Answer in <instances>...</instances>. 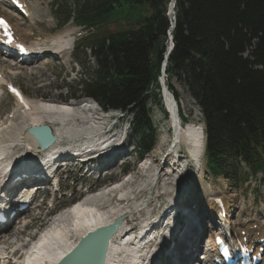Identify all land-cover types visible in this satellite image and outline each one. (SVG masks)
<instances>
[{"label":"trees","instance_id":"obj_1","mask_svg":"<svg viewBox=\"0 0 264 264\" xmlns=\"http://www.w3.org/2000/svg\"><path fill=\"white\" fill-rule=\"evenodd\" d=\"M169 4L84 0L59 16L61 25L74 18L89 34L99 69L82 82L87 96L107 110L137 108L142 155L155 144L146 103L151 95L159 102ZM113 22L127 27L101 34ZM173 36L167 74L184 81L203 114L211 176L244 184L264 178V0H177ZM164 91L174 99L170 87Z\"/></svg>","mask_w":264,"mask_h":264},{"label":"rangeland","instance_id":"obj_2","mask_svg":"<svg viewBox=\"0 0 264 264\" xmlns=\"http://www.w3.org/2000/svg\"><path fill=\"white\" fill-rule=\"evenodd\" d=\"M32 1L34 2V6L36 8L34 10L35 11L34 21L19 22L20 20H17L15 18H12V19L20 24L23 31L25 30L30 31V33L28 34L32 36L33 40L42 41L45 45L48 46V48H53V46H55L54 44H57L55 43L56 40L53 39L54 37L58 36V34H60L62 31H66L67 28H70V27L72 28L75 27L74 29L77 28V26H75L73 22H70L68 25L64 26L63 28H57V24L53 17V13H54L53 7L55 6L54 0H32ZM33 2H32V6H33ZM83 2L84 0H58L59 6H61L62 8H66L67 11H76L78 9V6L82 4ZM0 10L7 12V13L11 12L7 4H1ZM58 13L59 14L63 13V10H60ZM36 23H38L37 27L35 26ZM126 27L127 25L125 24V22H113L110 25H108L106 28L102 29L101 34L119 32ZM97 33L101 36L99 31ZM85 36H86V32L82 30V28L78 27L76 32L73 34V36L70 37V39H74L76 41L75 48L73 49L72 54L67 55L66 56V58L68 57L67 59L62 58L61 60H56L54 57L50 56L48 58L49 64L45 65V67H47L46 70H45V67L38 69L39 68L38 66L35 67V65H31V63H29L27 65L28 67L26 71H23V69H21L20 76L14 77L15 72L9 71L10 66H9V63L7 62L6 64L3 65V68L5 69L6 74L8 75V80L13 81L18 87H20L22 91L24 92V94L28 97L30 102L34 104L40 101H48V102H55L59 104H65L63 102H65L66 100H69L70 97L74 95H76L77 98L79 99H84V100L88 99L86 98L87 94L85 90L81 86H79V84H81L82 80L88 79V74L95 73V71H97L99 67H98L96 59L94 58L93 50L86 48L85 46L88 43L83 40ZM37 62L38 61H36V63ZM37 64L40 66H43L39 62ZM167 80H168V85L171 87V89L175 92L176 96L178 97L177 100H174L172 98L174 100V103L175 104L180 103L182 99H184L183 96L185 92L187 91V88L184 82L181 81L177 77H169L167 78ZM163 96H164V103H165L164 109L166 111H169L166 106V93L165 94L163 93ZM163 96H162V99H163ZM61 100L63 102H61ZM71 102H74V100H72ZM154 102H155L154 98L150 96L147 99L146 109L148 111H150V109H153V111L150 112V119H151L152 124H154L157 127L158 129L157 134L160 136L161 132L163 135V132H164L163 130L165 129L167 130V127H166V124H162L164 129L161 127L162 131L160 132L159 118L162 117L163 111L161 109H158V107L154 105ZM193 102H194V107L188 108L186 110L183 108L182 109L183 112L182 111L180 112V117L182 119L181 113H184L189 121L188 124L191 123V125H194L196 128L199 129V128L204 127L203 117L201 113L199 112V110L196 108L195 101ZM71 104H75V103H71ZM15 106L16 105L13 99L6 94L5 89L4 88L1 89L0 90V131L3 132L1 135V139L3 142H6V143L9 142V144L6 145L9 148L16 146V145L21 146L20 148H18V150L11 152L14 156L15 154L24 153V150L21 148L24 147V138H25L24 133L26 132V129L29 124L27 121H30L27 118L25 120V118H23L22 116L18 117L16 121H13V119L11 120L10 114L13 111H15ZM133 110L135 114H138L137 108H134ZM135 114L130 115L128 117L129 119L126 125L123 124L120 126V133L125 132L126 129L128 130V137L124 144L129 145L132 148L135 147L136 149L135 154L124 156V159L129 160L131 172L133 171L137 172L139 170L138 168L139 166L136 162V155L139 154L140 145L138 141H136L137 139L136 140L133 139L134 131H133V126L131 127V124L134 118L136 119ZM46 121L48 123H53L51 122L50 119H47ZM77 121L78 119L76 118L73 128H76L75 126H79ZM71 122H74V121H71ZM165 122L169 124L170 128L173 127L172 126V116H171L170 121L169 119H167ZM2 123L4 124L3 126L1 125ZM60 125L61 124L57 123V125L55 124V127H59ZM115 125H116V121L112 123V126H115ZM86 131L88 130H84L80 132L86 133ZM64 132H67L68 134L72 133L70 129ZM65 135L66 134L62 133V136H65ZM169 138L171 142L172 132L171 133L169 132ZM159 139L160 138L156 139L157 141L156 146H159V143L161 145V142L163 141V140L159 141ZM10 140L12 142L14 141V143H11ZM17 152H20V153H17ZM131 152L132 150H128L129 154ZM158 152L159 151H157L156 153ZM148 157L149 156H146L145 158H148ZM11 164L12 162L10 161L7 166V169H9ZM192 172H194V175H192L190 179L194 181L195 183L194 186L196 187L191 186L188 188L186 185H183L182 187H180V185L178 187L175 185H172V188L170 189L171 184L169 183V181H168L169 184H167L166 181H164L160 185H159V182L157 184L154 183L152 185V178L147 177L144 174H142L141 169H140V171L137 174L139 180H137L136 182V183H139L136 188L138 196L134 200H137L139 197L140 206L143 205L144 206L143 208L148 207L149 209H152V206L154 205V207L157 209L161 205L166 204L167 202L172 200L173 197H175L176 199H182V197L189 198V199H192L194 197H201L205 199L209 197L210 199H213L215 196L218 195V197L221 196L222 198L223 197L227 198L228 202L232 203V204H228V210L230 212L229 214H232L233 222L237 221L241 223L242 220H246L248 218L247 216L248 214L246 210L248 211L250 210V216L253 218H257L259 225L264 228V181H263L262 176H260L257 181L256 180L250 181V183L245 186L239 183H231L222 177L213 179L208 173L205 161L202 165V169L199 170V173L196 172L195 170H193ZM120 173H121V168H115L114 170L108 173L107 172L104 173V177L102 176L101 179L103 178L113 179L115 178L114 176L116 175L118 176ZM72 175H74V173H72ZM93 177H94L93 180L88 179L91 181L89 184H88V180H86L84 182V186L92 187V190H94L95 188L96 189L101 188L102 185L100 184V181H98L97 176L93 175ZM172 180H174V178ZM107 183L108 181L106 182V184ZM62 185L68 191L72 189L71 188L72 185L70 184L66 185V183L63 182ZM133 186L134 185H131V187ZM142 189L144 191L143 194L141 193ZM163 189L167 193H162L161 190ZM139 190L141 191L140 192L141 194L138 192ZM85 192L86 190L80 191L78 192V195L81 197H84L86 195ZM95 193H92L91 195H94ZM208 193H209V196H207ZM156 194L159 196H161V194H164V195H162L160 199L156 201L155 199V196H157ZM57 198L58 200L55 203L57 205L67 204L70 200V197L64 200L62 199V197H57ZM85 198L86 197H84L83 199ZM43 199L44 198L41 197L36 202V204L34 205V211L30 215V217L26 219L25 223H18L17 225H14L11 231L10 232L8 231V233L6 234V235H9L12 233L17 234L20 231L23 232V234H21L20 241L13 240V243H16V245L14 244L15 246L12 244L14 246V250H20L23 245H25L24 247L25 249H27L26 247L28 246L30 241H32L33 243V240H34V239L33 240L31 239V236L37 235L34 229L44 227L41 230V231H44L47 224L49 225L53 221H57V219L61 215H64L66 211L70 208L69 207L63 210L62 212L58 213L57 215H55L54 218L50 220V222H48L47 220L44 219V217L47 214V212L50 210V206L48 207L45 204L42 205ZM50 199L51 197H49L48 200ZM213 200H210L211 204ZM107 202H109V199H107ZM202 204H206V201H203ZM128 205L130 206L129 210L126 209L125 211L131 210V212L133 213L136 210V207L134 206V201ZM128 205L125 204L124 207ZM156 209L153 211V214L155 213ZM137 217H140L139 220L146 219L145 215H141V216L137 215L136 218ZM249 220H250V217H249ZM251 220L253 219L251 218ZM245 222H242V223H245ZM239 223L236 224V226H238ZM27 224L29 225V228L25 230V225ZM49 226H51V224ZM23 230H25L26 233H24ZM37 240H40V239L38 238ZM117 240H120V238H116L114 240V244L119 246L121 244V241H117ZM19 242L21 243L17 244ZM0 244L7 246L8 247L7 250H10L12 248V245L8 246L5 244L4 237L0 238ZM196 256L198 257H196L194 261L199 260L201 253L198 255L196 253ZM163 258H164L163 262L165 264V257ZM22 259H23V255H22Z\"/></svg>","mask_w":264,"mask_h":264},{"label":"bare ground","instance_id":"obj_3","mask_svg":"<svg viewBox=\"0 0 264 264\" xmlns=\"http://www.w3.org/2000/svg\"><path fill=\"white\" fill-rule=\"evenodd\" d=\"M29 2L31 4V5L29 4L30 10L33 13L34 8L32 6V2L30 0ZM1 4H6V3L0 0V5ZM13 15L15 16V13ZM76 30L77 29H74L72 27L67 28L66 31H62L60 34H58V36L53 38L56 40L55 43H57L54 45L57 48H59L60 51L62 47V53L60 54V56L65 57L70 54L69 52H65L63 50H65V48L67 49L72 44V39H70V37L73 36ZM38 67H39L38 69L44 68V66H38ZM166 78L168 77L166 76L163 80L164 85L166 83ZM169 87H166L165 85L164 90H166V88L167 90H169ZM165 93H166V106L169 110V111H166V110L165 111L171 114L172 126H173L171 127L173 129L172 130V140L171 142H169L170 149L171 151H174L178 147V143L179 145L185 146V148L187 149V153L183 152L182 155L189 154L193 160L195 161L199 160V164L189 166L188 172L192 173L193 170H196V169L200 170L202 169V165L204 163V155H205L204 127L198 129L194 125H191L190 123V124H187L186 128H184L181 126V121H180L181 119L180 112L182 111L183 108L186 110L188 108L194 107V102H193L194 99L191 97L187 89V91L185 92L183 96L184 99H182L180 103L175 104L174 100H177L176 97L173 96L172 94V96L174 97V100H173L170 95L171 94L170 92H169L170 94H168L167 92L164 91V94ZM61 102L63 101L61 100ZM163 102H164V96H163ZM63 103L65 104H59V103L48 102V101H40L38 103H35L33 105L34 116L28 119L30 120V123L28 124V128L37 126V125H48V124L50 125V123L46 121L47 119H50L51 122H55L59 124H64V121H68V123L64 124L65 126L64 128L62 125H60L61 127L58 128L57 130H54L52 126L50 125L51 129L53 130V134L57 135V138H58L57 142H58L60 137L62 138V133L68 134L67 132H64V131L69 130L70 127H71L70 129L73 128L72 125L76 121L74 112L82 113V114H90L93 111V110H87L85 107L81 106L83 103H85V101L82 102L81 104L80 103L68 104L66 103V101ZM163 115H165L164 112L162 116ZM167 119H170V118H166L164 121H166ZM71 121H74V122H71ZM89 123L93 125L91 128H89L90 126ZM78 124L79 126H75L76 128H74L76 129V132H80L84 130L89 131V130L94 129V131L98 133V132H102L103 129L107 127V123L105 120L101 122V119H96L95 121L93 116L89 117V121L87 124H85L84 122H80V121H78ZM162 128L164 129L163 126ZM88 131H86V133ZM2 133L3 132L0 131V154L2 153L5 154L6 151L3 149V146L6 142H3L1 139ZM167 137H169V132L164 131L162 138L164 139ZM26 139H25V142L27 143V145H31V142ZM57 142L53 146H51L48 150L43 151L42 153H39V154L44 156L45 159H52L50 157H52V151H54L58 145ZM163 142L164 140L161 142V144ZM171 151L167 155V161L175 163L173 155L172 154L170 155ZM5 157H6L5 160L0 162V175L6 174L4 181H7L8 179L12 177V174L6 173V171L11 170L12 168L10 166L9 169H7V166L10 161V156L7 155ZM165 158L166 156L165 157L163 156L162 160H164ZM149 160L152 166L150 167L149 164H146L149 168H145L146 166L141 168V173L147 177L152 178V185L154 183L157 184L158 182L160 185L164 181H166L167 184L169 183L171 184L170 189L172 188V185H175L177 187L180 185L181 180H179V177L174 178V175L175 176L178 175L177 171H175V168L180 169L179 167L174 166L173 169L172 167H170L171 168L170 169L168 166L163 167V164L161 161L155 160L154 158L149 159ZM184 163H185L184 159H182V162L181 161L178 162V164L182 167ZM173 178L174 180H172ZM138 184L139 183H136L133 187H131V184H126V183H124L122 187H120L119 185L115 187H112V186L107 187L106 189L101 190L95 193L94 195L88 197L84 201H80L76 207L74 208L70 207L64 215H61L57 219V221H53L52 223H50L51 226H49L50 224L49 225L47 224L44 231L39 232L40 234L32 238V240L34 239L33 243L31 241L32 244H29L26 247L28 248L31 245L30 254L26 257L27 263L28 264H57L69 251H71V249L75 247V245L77 244V242L83 235H85L89 231L95 230L96 228L100 226L112 224L114 220H116L119 217H124V221L122 222L119 233L111 241L106 264H136L138 257H137V254H136V257L133 256L135 253H133L134 249H131L132 244H128L127 242H124V243L121 242V244L117 246L116 244H114V240L116 238H120V239L124 238V235H128V233H125V232H127L129 218L133 216H131L132 215L131 210L125 211L126 209L129 210V207L128 206L124 207V205L129 204L130 201H134V206L136 207V211H140L144 207L143 205L141 206L139 205L140 203L139 197L137 200H134L138 196V193L136 191ZM141 193L142 194L144 193L143 189ZM113 195L114 196L117 195L119 199L117 198L115 201H111V197ZM207 196H209V193ZM215 198H218V195L214 197L213 199ZM107 199H109V202H107ZM173 199H176V198L173 197ZM213 199H210L209 197L205 199L208 202V205L211 206L209 209H212L213 207V203H214ZM222 199L225 201L227 208H228V204H232L231 202H228L227 198L225 199L222 198ZM200 200L202 199H199L197 197L192 198V199L183 198V201H182L183 203L181 204V206H182V209L186 208V211H189L191 210L192 205H197L198 208L195 209L194 212L198 214L199 225H200V228H202L203 222H204V216H201L200 218L201 212L199 211L200 210L199 206L202 204ZM210 200H213L212 204ZM129 212L131 213L129 214ZM214 216H216V213H214ZM254 224H258V223L253 222V223L247 224V222L245 223L241 222L239 223L238 226H236L237 231L239 233H241L242 231H247L250 234V236H253V232L248 231V227L253 226ZM206 225H207L206 226L207 228L209 227L210 224L207 223ZM12 227L13 226H11L10 228ZM262 231H264V229H262ZM189 232H190L189 236L185 239L183 245H181L182 249L184 250L183 256L188 258V261L186 260L185 264L189 263L194 258H196V253H198V249L200 248V241L202 240V235H203L202 233L201 234L198 233L197 227L195 226L191 227L189 229ZM21 234H23L22 231H20L17 234H13V233L9 235L5 234L3 236L5 244L8 246L12 244L13 245L16 244V243H13V240L20 241ZM38 238L40 240H37ZM213 242H214L213 238L209 239L207 241V245L211 246ZM19 261H22V257L19 259ZM205 264H208V263H205Z\"/></svg>","mask_w":264,"mask_h":264},{"label":"water","instance_id":"obj_4","mask_svg":"<svg viewBox=\"0 0 264 264\" xmlns=\"http://www.w3.org/2000/svg\"><path fill=\"white\" fill-rule=\"evenodd\" d=\"M175 5L176 0H171L169 17L171 18L172 25L168 35L169 40H172L171 37H173V33L176 29ZM171 51L172 49L167 53L166 63L169 60ZM42 130L46 131L48 134L47 143L42 148V150H46L56 142V138L52 135L48 127L32 128L28 130V134L31 135ZM123 219V217L118 218L114 223L108 226H101L86 233L79 240L78 244L58 264H106L110 243L119 232Z\"/></svg>","mask_w":264,"mask_h":264},{"label":"snow or ice","instance_id":"obj_5","mask_svg":"<svg viewBox=\"0 0 264 264\" xmlns=\"http://www.w3.org/2000/svg\"><path fill=\"white\" fill-rule=\"evenodd\" d=\"M0 23H3L2 21H0ZM5 27H6V25H5ZM11 42V41H10Z\"/></svg>","mask_w":264,"mask_h":264}]
</instances>
